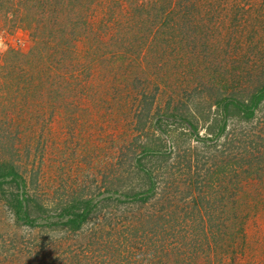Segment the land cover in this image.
<instances>
[{"label": "rangeland", "instance_id": "1", "mask_svg": "<svg viewBox=\"0 0 264 264\" xmlns=\"http://www.w3.org/2000/svg\"><path fill=\"white\" fill-rule=\"evenodd\" d=\"M40 1L28 24L19 20L24 10L15 14L12 0H0V101L13 103H0L13 119H0V160L14 161L32 181L31 202L46 216H58L72 197L98 205L81 230L64 233L21 223L0 195L1 255L14 259L6 250L14 240L25 264H65L73 253L90 264H148L145 257L151 264H264V100L252 119L230 117L206 142L181 120L196 111L220 117L209 101L245 98L264 83V0ZM63 32L67 47L56 45ZM10 48L19 55H7ZM32 64L43 84L33 81ZM39 109L45 114L31 124ZM164 111L179 119L169 136L148 120L144 127L175 151L170 163L184 150L212 159L167 180L177 209H161L163 182L155 198L127 205L111 192L135 182L126 179L124 146L138 134L139 118ZM177 182L182 193L172 188ZM93 223L103 225L101 240L86 230Z\"/></svg>", "mask_w": 264, "mask_h": 264}, {"label": "trees", "instance_id": "2", "mask_svg": "<svg viewBox=\"0 0 264 264\" xmlns=\"http://www.w3.org/2000/svg\"><path fill=\"white\" fill-rule=\"evenodd\" d=\"M53 2V0H46L44 5L54 7ZM40 4H42L40 0H18L17 3L12 0L11 9H13L15 14L19 11L20 8L24 10L25 13L20 17L19 20H25L28 24H30V22L32 21V17L28 16L27 12L37 9ZM169 5L171 6V1ZM169 5L166 9L170 8ZM59 20L61 22L63 21L62 19ZM69 40V34L63 32L59 35V40L56 45H65V47H67V43L69 42ZM36 47H38V45ZM34 49L26 52L27 55L31 54ZM6 54L10 57H16L19 55V51L10 48L6 51ZM5 56L3 55V57ZM10 57H8L7 59H10ZM5 63H7L6 60L2 62L1 67L5 66L6 68L7 64ZM5 68L2 72V75L4 77L10 74L9 69L7 68L6 70ZM31 68L32 74L34 75L33 76L31 74L33 81L37 78L36 81L43 84L44 79L42 78L41 71L38 70V64H32ZM46 75L49 77L48 74ZM38 85L39 84H34L33 88H38ZM242 98V96H236L233 94H222V96H219L218 98H215L212 101L208 102V110L210 111V108L212 106H215L217 108L216 112H220V117H210L208 111L207 113L204 112L200 114L198 113V111H196L192 114L189 113V115H183L181 120L187 123L188 131L195 134L197 141L206 142V138L209 134L214 135L215 137L222 134V132L225 130L228 118L236 117L237 120L248 121L255 116V112L260 102L264 100V83H261V85L258 86L256 85L253 88L251 94L243 99ZM1 102L3 103V105H5V103L7 105H13V103H11V99L6 102L3 99L0 101V103ZM39 110L41 114L34 111V115H32V117L35 122L32 121L31 124H37V122L40 120L39 118L43 117V115L45 114L43 109ZM9 113L10 111L6 114L0 113V119L4 121L6 120L7 124H11L13 120H11L12 117L9 115ZM169 114L170 116H172L173 121L167 122V120H164V118H169ZM177 117L178 115H176L175 113H167V111H164L162 114L156 115L152 118L151 116H149V113L146 112L143 118H139L140 121L135 127V130L138 132V134L133 136L130 142L126 143V145L124 146L126 149L123 152V158L131 162V165L126 170V175H128L126 179L134 177L135 182L127 183L122 191H119L118 189H114L115 191H111L115 194L117 193L124 196L123 198L117 196L119 200L123 199L124 203H127V205H131L133 207L138 202H146L149 199L156 197V195L159 193V191L157 190L160 188V186H162L161 182H163V189L166 190L167 180H169V178H172V175H175V173H186L187 169L190 170V168L192 167V162L199 163L202 160V162H208L212 159L211 157H207L203 153H199L196 150H188V152L184 150L183 153H179L178 151H176V157H178V160L174 163H170L171 154L175 151L170 149V147L168 146L166 147L164 138L160 135L154 134L150 128L157 127L164 135L169 136L168 132H171L172 130L169 128H172V122L179 120L177 119ZM147 120L148 124H150V128L148 129L144 127ZM200 120H202L205 135H201L202 133L197 132V128L199 125L198 123L200 122ZM164 121L167 123L163 128L162 124ZM176 124L180 123L178 122ZM181 134L183 133H178V135ZM132 151H134L133 155H131ZM191 155H194L193 159ZM181 156H183L182 161H180ZM30 182L32 183V181L26 180V177L23 176V172H20L18 165L15 164L14 161L0 160V195L4 196L6 200L5 203L13 211L15 218L25 225H29L32 227L38 224H46L52 229V231L64 230V233L73 232L79 229L81 230L82 225L85 222H88L90 214L98 205V201H93V198H85L80 200L79 197H72L70 200H68L69 203L66 205V207L61 209L63 210V212H61L58 216H46L44 213L42 214L41 211H39L40 209H37L40 206L34 205L31 202L33 200V194H31L27 190ZM178 183L179 182L173 184L172 188H175V190L178 189ZM119 185L121 186V184ZM177 192L182 193L180 189H178ZM171 194L172 196H170ZM161 197L164 198V207H161V209L164 210V208L167 205L170 206V204H173V206L175 205L173 199H175L176 195H174V192H168L167 190L163 191ZM174 208L177 209L176 206H174ZM170 213L171 215H174L176 212L173 210L170 211ZM54 218L57 219L54 220ZM133 218L134 217H132L128 221L131 225L127 223L131 229H133V226L135 225V219ZM110 226L116 229L117 224ZM86 230L93 237L99 235L98 240H101L100 237H102L104 228L100 223L98 226L94 225L93 223L91 227L86 228ZM7 243L8 245L6 247V250H13L11 256H14V259H7L0 253V263L3 262L6 264V262H8V264H25V250L23 248H20L23 246L18 244V242L14 240L8 241ZM1 247L5 248V245ZM17 253H19V256ZM35 255H38L37 251ZM26 256H30V254L27 253ZM54 256L55 255H52L51 257L54 258ZM148 258L149 257H145L146 262L148 264H151V261ZM65 262V264H90L86 263L87 261L85 262L82 259H79L78 253H73L71 258L69 257L65 259ZM104 264L110 263L109 261L108 263L105 261Z\"/></svg>", "mask_w": 264, "mask_h": 264}]
</instances>
